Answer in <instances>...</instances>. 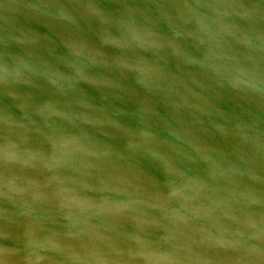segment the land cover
I'll list each match as a JSON object with an SVG mask.
<instances>
[{
  "label": "water",
  "instance_id": "1",
  "mask_svg": "<svg viewBox=\"0 0 264 264\" xmlns=\"http://www.w3.org/2000/svg\"><path fill=\"white\" fill-rule=\"evenodd\" d=\"M0 264H264V0H0Z\"/></svg>",
  "mask_w": 264,
  "mask_h": 264
}]
</instances>
